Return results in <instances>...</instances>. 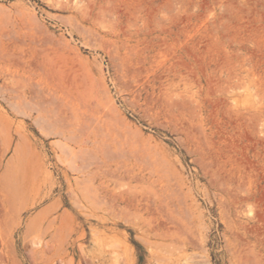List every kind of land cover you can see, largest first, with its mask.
<instances>
[{
    "label": "rangeland",
    "instance_id": "374dc122",
    "mask_svg": "<svg viewBox=\"0 0 264 264\" xmlns=\"http://www.w3.org/2000/svg\"><path fill=\"white\" fill-rule=\"evenodd\" d=\"M0 264H264V0H0Z\"/></svg>",
    "mask_w": 264,
    "mask_h": 264
}]
</instances>
